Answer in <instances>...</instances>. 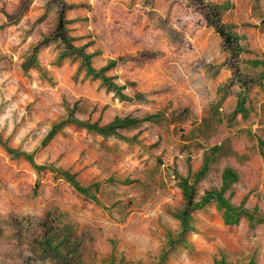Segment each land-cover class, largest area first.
<instances>
[{
  "label": "rangeland",
  "instance_id": "1",
  "mask_svg": "<svg viewBox=\"0 0 264 264\" xmlns=\"http://www.w3.org/2000/svg\"><path fill=\"white\" fill-rule=\"evenodd\" d=\"M0 264H264V1L0 0Z\"/></svg>",
  "mask_w": 264,
  "mask_h": 264
},
{
  "label": "trees",
  "instance_id": "2",
  "mask_svg": "<svg viewBox=\"0 0 264 264\" xmlns=\"http://www.w3.org/2000/svg\"><path fill=\"white\" fill-rule=\"evenodd\" d=\"M255 1H264V0H255ZM211 22H214V20H212ZM61 30L64 31V28L63 29L61 28ZM218 30H219V33L221 34V36H223L225 39H228L229 38V34H227L222 27H220ZM62 34H63V32H62ZM63 240H66V238H64ZM61 243L64 244V241L61 242ZM47 246H51V247L49 248ZM47 246H46V248H49V249H52V250L57 251V254H58V252H60L61 254L64 252V249H59L58 246H53L52 243H51V240H50V242L48 243ZM63 246H64L65 250L68 253L70 252L71 255H76L77 254V251H76L75 248L69 247L67 245H63Z\"/></svg>",
  "mask_w": 264,
  "mask_h": 264
},
{
  "label": "crops",
  "instance_id": "3",
  "mask_svg": "<svg viewBox=\"0 0 264 264\" xmlns=\"http://www.w3.org/2000/svg\"><path fill=\"white\" fill-rule=\"evenodd\" d=\"M258 90H256V92H257ZM205 125H207V127H209L210 126V122H207V123H205ZM237 150V149H236Z\"/></svg>",
  "mask_w": 264,
  "mask_h": 264
}]
</instances>
